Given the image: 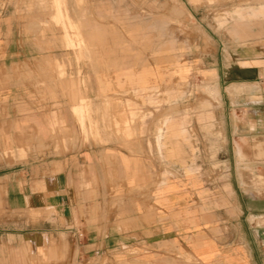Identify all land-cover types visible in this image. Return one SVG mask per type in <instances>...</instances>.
Wrapping results in <instances>:
<instances>
[{"label": "rangeland", "instance_id": "1", "mask_svg": "<svg viewBox=\"0 0 264 264\" xmlns=\"http://www.w3.org/2000/svg\"><path fill=\"white\" fill-rule=\"evenodd\" d=\"M0 32L36 55L37 100L51 103L16 147L6 138V181L35 159L30 134L57 156L115 143L144 159L153 185L181 177L264 197V0H0ZM54 215L36 198L14 209L6 194L0 264H57L60 245L67 264H93ZM130 254L196 264L172 246Z\"/></svg>", "mask_w": 264, "mask_h": 264}, {"label": "crops", "instance_id": "2", "mask_svg": "<svg viewBox=\"0 0 264 264\" xmlns=\"http://www.w3.org/2000/svg\"><path fill=\"white\" fill-rule=\"evenodd\" d=\"M21 40L0 32V156L6 138L14 147L25 140L18 134L21 124L35 120L37 107H51L37 100L38 58L19 51ZM28 140L27 155L35 159L14 168L11 180L0 160L2 222L6 194L14 209L36 198L54 209V219L66 224L59 230L93 264H130L131 251L161 256L171 246L196 264H264V197L241 195L233 187L217 191L181 177L153 185L144 159L128 156L115 143L57 156L49 138L39 151L36 136ZM60 248L56 263L67 264L68 250Z\"/></svg>", "mask_w": 264, "mask_h": 264}]
</instances>
